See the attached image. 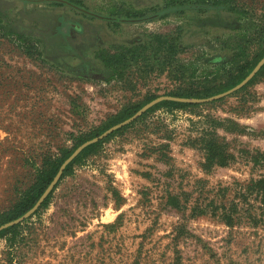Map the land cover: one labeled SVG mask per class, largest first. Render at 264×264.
<instances>
[{
    "label": "rangeland",
    "instance_id": "obj_1",
    "mask_svg": "<svg viewBox=\"0 0 264 264\" xmlns=\"http://www.w3.org/2000/svg\"><path fill=\"white\" fill-rule=\"evenodd\" d=\"M84 1L101 13L144 7L147 18L117 26L87 20L84 46L75 39L69 49L55 36L56 17L67 7L0 0V216L46 155L152 94L204 84L184 77L180 64L209 51L207 30L221 24L190 19L198 45L172 56L149 41L115 77L98 75L81 62L83 56L102 71V59L93 56L98 43L112 52L146 33L173 34L180 20L152 16L166 0ZM234 2L248 11L251 40L227 74L264 47V0ZM212 119L234 156L206 169L196 138ZM134 121L62 177L49 203L15 234L0 237V264H264V165L255 162L264 151V71L230 95Z\"/></svg>",
    "mask_w": 264,
    "mask_h": 264
},
{
    "label": "trees",
    "instance_id": "obj_2",
    "mask_svg": "<svg viewBox=\"0 0 264 264\" xmlns=\"http://www.w3.org/2000/svg\"><path fill=\"white\" fill-rule=\"evenodd\" d=\"M145 10L146 8H138L128 11V13L132 14L133 16L144 15ZM152 10L160 17L171 16L177 20H180V23L177 26V31L173 34L161 32L151 34L146 33L130 43L117 45L114 48L115 51L111 52V50H104L103 53L99 55L104 63V68L102 69L104 74L115 77V72L118 66H121V63L125 59L136 55V49H138V47L145 46L146 44L148 45L149 41L155 44V52L162 51L172 56H177V54L181 51V48L198 45L199 43L194 44L193 41L195 35L189 33L191 30L190 19H192V22H194L195 19V25L197 24V21L201 23L206 21V23H203L205 26L206 24H211L213 22L221 24L222 28H218L216 31H213L212 34V29L207 30V38L209 35H212L211 39L216 42L209 44L208 48L205 47L206 50L209 51L204 50L202 54L180 64L182 73L186 74L184 77H188L193 81H196L199 78L203 79L201 82L204 84L199 88L198 86L181 87L172 93H169L170 95L204 98L226 91L240 83L253 70L258 61L264 56L263 47L250 60H247L246 63H242L232 72L228 74L226 73V70H230L232 67L234 68L235 64H237L240 59L247 55V42L251 40V34L249 33L251 28L249 26L251 19L249 17L248 11L243 7L238 6L234 0H166L163 6L153 7ZM200 15H205V18L208 20L200 18ZM210 26L212 27V24L208 27ZM229 26L232 27L233 30H230ZM203 42H205V40ZM263 71L264 66L257 72V74L249 81L247 85L251 84ZM225 73L227 75H224ZM214 79L216 80L215 84L213 83ZM156 97V94H152L139 104L124 107L111 118H109V120L103 126L96 127L88 133H81L74 137V143L71 147H64L60 149V152L56 155H46L42 164L37 167L35 177L31 185L20 193L18 201L11 210L6 213H2L0 216V224L16 219L28 211L36 203L44 190L53 180L62 162L81 143L101 134L112 125L132 116L143 105ZM198 105L199 103L163 100L150 108L141 117H139V119L144 117L149 112L160 108H165L167 111L173 112L176 109H187ZM218 123L219 121L216 119L209 121L207 126L202 127L200 132L201 135L196 138V140H200V148L203 151L205 157L203 166L206 169H210L214 166H227L231 162L230 159L234 156L231 150L228 148V142L221 140L216 131ZM132 124L133 123L119 128L106 138L86 147L83 152L67 166L62 177L70 174L77 163L81 162L90 154L95 153L102 143H104L107 139L111 138L119 131L128 128ZM196 140L193 141L194 144L196 143ZM255 162L264 165V151L257 152ZM259 181L260 183L264 184V177L259 179ZM51 196L52 193L43 202L42 207L49 203ZM225 218L227 219V217ZM227 220L230 221L231 219ZM19 225L20 224H15L4 228L0 231V237H3L8 233L15 234V231Z\"/></svg>",
    "mask_w": 264,
    "mask_h": 264
},
{
    "label": "flooded vegetation",
    "instance_id": "obj_3",
    "mask_svg": "<svg viewBox=\"0 0 264 264\" xmlns=\"http://www.w3.org/2000/svg\"><path fill=\"white\" fill-rule=\"evenodd\" d=\"M20 1H31V2H39L45 3L47 5H60L62 7H67L69 11H65L61 14H58L56 19L58 20L56 26V34L55 36H60L63 40H65L69 49H72L71 46L73 45V41L75 39H79L75 43L76 46H84L85 39H80V37H84L86 35L88 22L87 20H98L104 21L109 24H113L117 26L118 24H122L129 21H137L144 18H147L144 15H136L133 16L132 14L128 13L129 9L126 10V13L122 12H113V13H101L99 9L96 7H90L88 4L85 3L84 0H20ZM118 6L115 5L116 9ZM144 8V7H142ZM152 16H158L156 13H152ZM62 44L60 41L54 42L55 46H59ZM106 46L103 45L101 42L97 44L95 53L93 56L99 57L104 50H106ZM100 58V57H99ZM81 62H83L84 68H87V71L92 72L94 74H102L103 72L97 68L96 65L90 63L89 61L85 60V58L81 57ZM103 62V61H102ZM97 68V69H94ZM86 75V74H85ZM90 75L87 73V76Z\"/></svg>",
    "mask_w": 264,
    "mask_h": 264
},
{
    "label": "water",
    "instance_id": "obj_4",
    "mask_svg": "<svg viewBox=\"0 0 264 264\" xmlns=\"http://www.w3.org/2000/svg\"><path fill=\"white\" fill-rule=\"evenodd\" d=\"M263 66H264V56L258 61V63L253 68V70L240 83H238L237 85H235L234 87H232V88H230V89H228L226 91L217 93V94L209 96V97H204V98H199V97H181V96H175V95H160V96H157L156 98L150 100L145 105H143L132 116L128 117L127 119H125V120H123V121H121L119 123H116V124L112 125L108 129H106L104 132H102L101 134L84 141L62 162V164H61L58 172L54 176L53 180L50 182L48 187L44 190V192L39 197V199L36 201V203L28 211H26L23 215H21L20 217L1 224L0 225V231L3 230L4 228L9 227V226L18 224V223L22 222L24 219H26V218L30 217L31 215H33L42 206L43 202L47 199V197L50 195V193H52V191L56 187L57 183L62 178V176L64 174V171L67 168V166L70 163H72L74 161V159H76L83 152V150L86 147H88L89 145H91L93 143H96V142L106 138L107 136H109L115 130L130 124L131 122H133L134 120H136L137 118L142 116L150 108H152L153 106H155L156 104H158L159 102H161L163 100H176V101L188 102V103H204V102L216 100V99L222 98L224 96L230 95V94L234 93L235 91H237V90L241 89L242 87H244L246 84H248L249 81L257 74V72Z\"/></svg>",
    "mask_w": 264,
    "mask_h": 264
}]
</instances>
